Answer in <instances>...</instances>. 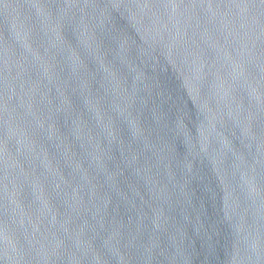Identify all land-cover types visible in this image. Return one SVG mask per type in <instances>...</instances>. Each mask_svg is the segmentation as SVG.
I'll return each instance as SVG.
<instances>
[{
    "label": "water",
    "instance_id": "water-1",
    "mask_svg": "<svg viewBox=\"0 0 264 264\" xmlns=\"http://www.w3.org/2000/svg\"><path fill=\"white\" fill-rule=\"evenodd\" d=\"M0 264H264V0H0Z\"/></svg>",
    "mask_w": 264,
    "mask_h": 264
}]
</instances>
